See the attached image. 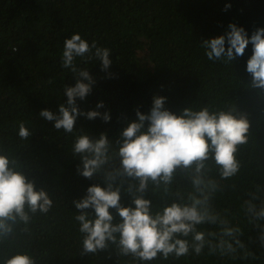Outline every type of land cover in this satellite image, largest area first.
Returning a JSON list of instances; mask_svg holds the SVG:
<instances>
[{
  "label": "trees",
  "instance_id": "trees-1",
  "mask_svg": "<svg viewBox=\"0 0 264 264\" xmlns=\"http://www.w3.org/2000/svg\"><path fill=\"white\" fill-rule=\"evenodd\" d=\"M229 24L243 27L251 37L264 28V0H0V154L53 201L46 213H31L26 207L28 222L17 218L12 232L0 236V264L20 253L32 256L36 264H144L121 255L113 243L83 254L73 202L84 198L92 185L106 187L104 173L120 167L117 141L122 130L138 119L137 111L150 112L154 97H165V109L176 115L204 107L244 115L250 128L247 143L238 145L235 153L240 165L236 175L221 179L215 160L205 162V178L217 185L208 189L209 210L219 219L197 226L198 231L216 234L206 237L215 244L219 221L226 220L227 226L241 229L245 248L222 255L206 247L200 255L158 257L148 264H264V246L258 239L264 220H255L247 211L248 202L257 207L264 202V89L250 87L246 66L252 45L230 63L209 61L201 47L202 40L226 35ZM77 33L89 45L95 41L97 47L110 49L112 63L102 70L94 56L76 59L77 68L87 69L94 81L91 93L84 100L77 98L78 108L83 113L98 111L101 117L80 115L74 132L67 134L39 114L45 109L58 114L61 104L67 106L64 88L75 86L78 77L62 67V52L64 41ZM101 102L103 107L97 108ZM105 113L108 122L102 119ZM20 122L32 133L27 140L18 136ZM101 134L111 142L110 159L88 179L78 171L83 165L72 144L79 135L96 139ZM194 175V166L178 168L169 185L149 182L143 195L151 201L152 212L173 202L190 203V195H199L192 185ZM138 184L117 178L122 206L134 207ZM110 211L119 221L115 210ZM187 239L191 242V236Z\"/></svg>",
  "mask_w": 264,
  "mask_h": 264
},
{
  "label": "clouds",
  "instance_id": "clouds-1",
  "mask_svg": "<svg viewBox=\"0 0 264 264\" xmlns=\"http://www.w3.org/2000/svg\"><path fill=\"white\" fill-rule=\"evenodd\" d=\"M229 29L226 35L201 41L207 59L230 63L243 56L251 43L252 55L246 66V71L252 77L250 87L264 89V28L255 30L251 37L243 27L235 24H229ZM110 53L108 48L97 47L95 41L89 45L78 33L66 39L62 67L70 69L78 79L75 86L64 88L67 106L61 104L58 114L42 110L40 117L54 121L55 129L67 134L74 132L78 116L85 115L90 120L101 117L98 111L83 113L78 108L77 98L84 100L91 93L94 81L87 69L77 68L75 61L77 58L91 59L94 56L101 62L102 70H107L112 63ZM165 100V97H154L150 112L142 114L137 111L138 119L122 130L117 141L120 167L104 173L106 187L92 185L84 198L73 202L78 210L74 219L83 235V254H95L113 243L121 255H130L148 264L158 257L166 260L169 256L200 255L206 247L210 252L218 250L222 255L245 248L239 239L241 229L227 226L226 220L219 221L221 232L215 244L206 237L216 234L198 231L197 226L216 224L219 219L209 210L208 189L214 190L217 185L215 181L205 178V162L210 158L215 160L221 179L236 175L240 165L235 153L238 145L247 143L249 121L244 115L237 117L230 111L210 112L207 107L198 111L186 108L176 115L165 109ZM101 107L102 102L97 104V108ZM102 119L108 122L109 114H103ZM31 134L25 123L20 122L19 138L27 140ZM111 147L106 134L96 139L88 135L77 136L72 144V153L82 161L83 167L78 169L80 174L91 179L100 173L109 162ZM193 166L195 175L192 185L199 195H190V203L173 202L153 213L151 201L143 195L149 182L156 186L161 183L169 185L178 168L188 170ZM118 177L138 180L135 192L139 195H133L134 207L122 206L121 187L115 185ZM128 191L132 194L131 185ZM252 199L255 200L256 196L253 195ZM52 203L46 191L36 190L34 182L15 169L14 161L0 154V236L12 232V224L17 218L28 222L26 207L31 213H46L52 208ZM112 209L119 221L110 211ZM247 211L255 220H264V202L259 207L248 202ZM189 236L191 242L187 239ZM258 239L260 245L264 246V229ZM5 264H36V261L32 256L20 253L8 258Z\"/></svg>",
  "mask_w": 264,
  "mask_h": 264
}]
</instances>
